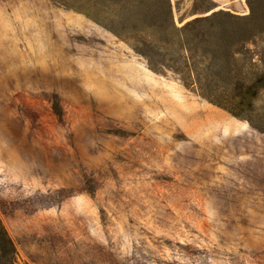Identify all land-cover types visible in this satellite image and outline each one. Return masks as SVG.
<instances>
[{
  "label": "rangeland",
  "instance_id": "374dc122",
  "mask_svg": "<svg viewBox=\"0 0 264 264\" xmlns=\"http://www.w3.org/2000/svg\"><path fill=\"white\" fill-rule=\"evenodd\" d=\"M0 220L14 264H264V134L84 15L0 0Z\"/></svg>",
  "mask_w": 264,
  "mask_h": 264
},
{
  "label": "trees",
  "instance_id": "16d2710c",
  "mask_svg": "<svg viewBox=\"0 0 264 264\" xmlns=\"http://www.w3.org/2000/svg\"><path fill=\"white\" fill-rule=\"evenodd\" d=\"M84 15L126 42L156 74L183 86L264 134V0L250 13L215 11L195 0L197 17L177 24L171 0H51ZM208 14V15H207ZM15 248L0 220V264H14Z\"/></svg>",
  "mask_w": 264,
  "mask_h": 264
}]
</instances>
